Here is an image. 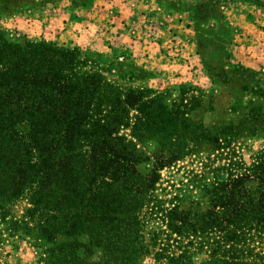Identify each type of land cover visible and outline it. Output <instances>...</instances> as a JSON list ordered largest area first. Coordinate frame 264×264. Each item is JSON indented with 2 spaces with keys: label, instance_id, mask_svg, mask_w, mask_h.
Masks as SVG:
<instances>
[{
  "label": "trees",
  "instance_id": "16d2710c",
  "mask_svg": "<svg viewBox=\"0 0 264 264\" xmlns=\"http://www.w3.org/2000/svg\"><path fill=\"white\" fill-rule=\"evenodd\" d=\"M76 1L84 7L94 2ZM3 4L5 0H0V9ZM221 18L219 28L230 31L225 17ZM78 49L45 41L13 43L0 33V201L27 194L29 215L36 221L40 237L47 236L52 244L49 249L53 251L63 237L60 257L50 264H95L78 255L86 248L102 251L99 264H117L115 259L136 264L144 249L139 240V215L160 179L159 172L194 153L204 142H161L152 170L141 171L139 166L149 158L136 144L116 136L124 118L114 126L110 121L113 111L103 116V107L112 102L108 96L112 86L100 73L82 70L89 60L81 61ZM220 68L218 78H236L237 66L229 68L232 72L224 65ZM241 69L251 79L256 75ZM242 91L250 95L251 107L244 106L242 122L225 127L224 134L253 135L256 131L249 123L262 114L252 106L249 83L242 85ZM120 97L116 100L119 105L137 107L144 113L141 119L148 115L155 122L166 114L171 116L158 108L145 114L146 106L158 98L145 103L138 91ZM151 126L154 130L169 128L158 123ZM227 138L225 135V142L220 143L215 136L206 142L222 148L228 146ZM254 170L259 176L256 189L247 184L255 174L243 173L214 187L209 210H196L194 215L175 212L182 225L172 222V232L192 238L193 247L209 249L208 259L200 264H264V257H253L248 248L254 241L252 233H264V163ZM168 248L169 242L158 253L160 262L196 264L181 246Z\"/></svg>",
  "mask_w": 264,
  "mask_h": 264
},
{
  "label": "rangeland",
  "instance_id": "374dc122",
  "mask_svg": "<svg viewBox=\"0 0 264 264\" xmlns=\"http://www.w3.org/2000/svg\"><path fill=\"white\" fill-rule=\"evenodd\" d=\"M36 1L5 0L0 9V33L13 43L45 41L79 48V59L89 60L82 70L100 73L104 82L106 80L112 86V94H108L112 102L103 107V116L113 111L110 121L114 126L121 121V117L124 118L125 122L116 136L136 144L139 152L149 158V161L139 166L141 171L149 173L152 170L154 154L161 142H204L195 148L194 153L159 172L160 179L148 194L139 215V240L144 249L136 264H164L158 260V253L167 248L168 242L171 247L168 250H177L181 246L192 254L194 263L205 261L209 249L193 247L192 238L188 239L185 235L179 237L176 232H172L170 224L182 225L181 219L174 217L175 212L194 215L196 210H209L214 187L218 188L222 182L243 173L255 174V167L264 163V94L261 96L264 89L263 52L251 46L248 40L240 42L238 31L220 29L217 24L221 16L224 19L230 16L236 19L250 11L255 12L256 18L261 20L260 16H264V0H144L146 4L154 3L156 9L149 24L185 20L195 34V42L182 60L169 62L167 67L148 65L154 68L146 64L136 65L130 60H122L90 47L49 41L44 35L29 32L32 29L28 26L30 16L9 20L13 13L25 12L28 7L37 6ZM89 1L82 0V3L90 4ZM241 43H246L248 48L242 47ZM221 65L227 69L232 65L237 66L236 78L231 81L230 78H218L216 74L221 72ZM241 68L250 69L256 75L251 79ZM244 83H249L252 89L253 108L260 109L262 114L249 123L256 127V131L253 135L245 132L237 136L236 131L224 134L225 127L242 122L246 113L244 106H248V109L251 107L248 105L250 95L242 91ZM132 91L143 93L145 103L154 98L159 99L146 106L145 114L158 108L171 116L166 114L155 122L148 115L141 119L144 113H140L137 107L117 103V96L125 99ZM156 123L169 128L154 130L155 126L151 125ZM195 127L201 129L194 132L192 130ZM225 135L228 137V146L220 148L207 144V140L215 136L220 138V143L225 142ZM257 177L258 174H255V178L247 184L254 185L256 189L259 184ZM29 207L27 194L14 201H0V264H50L56 263L60 257L63 237H59V244L53 251L50 250L52 244L46 240L47 236L40 237L36 221L29 215ZM190 218L188 216L186 220ZM252 234L254 241L250 243L249 250L255 258L264 257V233ZM78 255L95 264L103 260L102 251L96 248L81 249ZM115 260L117 264H122V259Z\"/></svg>",
  "mask_w": 264,
  "mask_h": 264
},
{
  "label": "crops",
  "instance_id": "0c3cea01",
  "mask_svg": "<svg viewBox=\"0 0 264 264\" xmlns=\"http://www.w3.org/2000/svg\"><path fill=\"white\" fill-rule=\"evenodd\" d=\"M36 2L37 6L13 13L9 20L30 16L29 32L61 45L108 52L136 65L167 67L169 62L182 60L195 42L193 28L185 20L149 24L156 9L154 3L144 0H96L87 7L76 0ZM250 12L236 19L230 16L225 22L239 32L240 42L250 41L264 55V16L260 20ZM241 46L248 48L246 43Z\"/></svg>",
  "mask_w": 264,
  "mask_h": 264
}]
</instances>
